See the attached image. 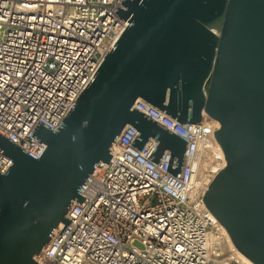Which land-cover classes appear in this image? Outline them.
Segmentation results:
<instances>
[{"label": "water", "instance_id": "1", "mask_svg": "<svg viewBox=\"0 0 264 264\" xmlns=\"http://www.w3.org/2000/svg\"><path fill=\"white\" fill-rule=\"evenodd\" d=\"M128 23L64 114L61 127L35 124L38 158L0 133V264L35 257L61 222L78 188L127 124L147 157L169 151L177 177L186 142L133 107L141 98L179 122L217 120L212 135L225 160L202 193L237 251L264 264V0H118ZM87 180V179H86Z\"/></svg>", "mask_w": 264, "mask_h": 264}, {"label": "built area", "instance_id": "2", "mask_svg": "<svg viewBox=\"0 0 264 264\" xmlns=\"http://www.w3.org/2000/svg\"><path fill=\"white\" fill-rule=\"evenodd\" d=\"M118 0H0V133L38 158L45 143L29 136L37 121L61 127L100 61L128 23L112 11ZM133 107L185 140L177 177L166 171L169 151L147 157L158 140L129 146L127 124L110 145V159L93 164L37 253L39 264H246L202 193L225 162L203 116L182 123L138 98ZM61 122V123H60ZM11 159L0 153V172ZM204 165V166H203ZM139 242L140 245H136Z\"/></svg>", "mask_w": 264, "mask_h": 264}, {"label": "bare ground", "instance_id": "3", "mask_svg": "<svg viewBox=\"0 0 264 264\" xmlns=\"http://www.w3.org/2000/svg\"><path fill=\"white\" fill-rule=\"evenodd\" d=\"M215 122H216L217 124H219L217 120H215ZM203 166H204V165H203ZM227 236H228V239L230 240V237H229V235H227ZM230 243H231V245H232V242H231V240H230ZM236 251H237V250H236ZM237 254L241 256V258H240V259H241L242 261H244V260H245L244 262H245L246 264H254V263H253V262H251V261H250L248 258H246V257H245L243 254H241L239 251H237ZM242 258H243L244 260H243Z\"/></svg>", "mask_w": 264, "mask_h": 264}, {"label": "rangeland", "instance_id": "4", "mask_svg": "<svg viewBox=\"0 0 264 264\" xmlns=\"http://www.w3.org/2000/svg\"><path fill=\"white\" fill-rule=\"evenodd\" d=\"M135 244L136 245H140V243L139 242H135ZM240 258H241V256L240 255H238ZM243 259V258H242ZM244 260V259H243ZM245 261V260H244Z\"/></svg>", "mask_w": 264, "mask_h": 264}]
</instances>
